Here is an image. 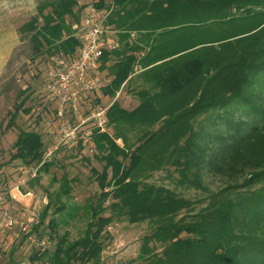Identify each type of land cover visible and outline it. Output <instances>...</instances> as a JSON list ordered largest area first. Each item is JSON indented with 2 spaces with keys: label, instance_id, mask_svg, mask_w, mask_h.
Listing matches in <instances>:
<instances>
[{
  "label": "trees",
  "instance_id": "1",
  "mask_svg": "<svg viewBox=\"0 0 264 264\" xmlns=\"http://www.w3.org/2000/svg\"><path fill=\"white\" fill-rule=\"evenodd\" d=\"M95 1L113 6L108 22L120 37L103 56L111 81L102 95L114 98L137 66L150 87L136 91L131 110L118 101L109 107L115 136L93 128L104 167L93 172L100 194L84 234L71 240L59 230L68 206L62 198L74 182L64 174L60 188L47 192L39 222L22 236V243L33 234L52 242L31 260L101 264L109 226L126 219L150 225L142 264H264V0ZM84 7L80 0H43L19 29L21 39L29 37L37 55L75 54L81 43L69 20L79 22ZM138 127L142 133L130 144L122 130ZM13 147L12 160L53 166L44 161L38 132L21 130ZM163 170L173 186L148 181ZM205 170L220 179L217 189L205 184ZM182 189L205 194L191 198Z\"/></svg>",
  "mask_w": 264,
  "mask_h": 264
},
{
  "label": "rangeland",
  "instance_id": "2",
  "mask_svg": "<svg viewBox=\"0 0 264 264\" xmlns=\"http://www.w3.org/2000/svg\"><path fill=\"white\" fill-rule=\"evenodd\" d=\"M89 1L80 0V4L85 7L80 13L79 22L69 20L73 35L78 33L76 27L82 24ZM42 2L43 0H10L9 12L0 20V30L10 31V41L3 44L0 42V195L6 196L9 200L12 195L16 197L12 203V212L19 222L14 229L5 228L0 233V264H15L24 259L32 262L31 256L38 249L51 245L48 236L40 240L36 234L22 243L25 232L21 230V225L25 223L30 229L39 222L40 214L48 203L47 192L52 193L60 188V179L64 174L74 182L69 197L62 198L68 206L59 230L61 233L69 232L71 240L84 234L90 218L89 206L95 204L100 194V187L93 172L94 169L102 172L104 167V163L97 158L99 152L89 132L98 124L103 127L100 132H107L112 136L116 134L115 129L107 125L105 115L96 114V118L90 120L88 124L72 119V113L68 112L64 118L59 117L58 101L51 99L47 86L55 71L57 57L65 54L37 55L30 38L25 35L21 39L19 31L37 15L38 6ZM109 26L114 30V25ZM112 33L117 49L120 44L119 33L116 30ZM135 38L136 34L133 39ZM139 69L137 66L136 70ZM143 77L139 73L134 75L114 98L107 99L101 92L95 97L93 95L94 98H88L87 104L82 106V112L95 114L100 111V107H106L115 101L126 109H133L139 103L136 91L142 87H150ZM28 95H31L30 99L19 111L15 123L10 125L16 106ZM98 98L101 99L100 102H97ZM27 109L30 111L26 112ZM159 127L160 124L156 128ZM72 129L75 135H66ZM21 130L35 131L42 135L45 142L44 161L53 163L49 170L43 168L39 170V166H27L19 160H12L15 152L13 144ZM122 132L129 137L130 144L135 141V135L142 133L139 127L134 132L127 129ZM117 143L123 146L121 139L117 140ZM173 169L170 168L171 171ZM37 178H40L39 181ZM203 180L212 190L221 185L220 179L207 170L203 173ZM148 181L173 186L168 171L164 170L151 173ZM182 191L191 198H200L205 194L197 189ZM27 192L31 195L24 197ZM108 230L111 238L105 242L101 264H142L138 257L143 237L150 231L149 223L130 224L126 219H122L113 222ZM13 248L17 250L11 255Z\"/></svg>",
  "mask_w": 264,
  "mask_h": 264
},
{
  "label": "built area",
  "instance_id": "3",
  "mask_svg": "<svg viewBox=\"0 0 264 264\" xmlns=\"http://www.w3.org/2000/svg\"><path fill=\"white\" fill-rule=\"evenodd\" d=\"M112 12L113 6L111 8H98L96 1L90 0L86 4L82 24L76 27L78 33H76L75 37L80 40V47L73 55L57 57L55 71L47 88L51 99L58 101V115L61 118H64L68 112L72 113V119H78L81 123L88 124L90 120L96 118V114L98 116L105 115L104 117L106 118L107 110L114 103L106 107H100V111L95 114L89 113L87 115L86 112H82V106L87 104L86 100L93 97V95L95 97L100 92L102 94L103 88L108 86L111 81L107 71L102 69V67L105 51H112L117 46L112 37V31L114 30L108 24ZM107 99L110 98L107 97ZM96 126L100 128V131L103 129L101 125L95 124ZM92 132L93 129L89 132L91 133L90 135H92ZM66 135L74 136V129L66 133ZM30 195L31 193L27 192L23 196L27 197ZM10 198L9 200L6 196L0 195V233L2 229L12 230L19 225L14 212H12V203L16 197L12 195ZM21 226L23 232H27L30 227L25 223H22ZM35 262L24 259L15 264H45L39 261Z\"/></svg>",
  "mask_w": 264,
  "mask_h": 264
},
{
  "label": "crops",
  "instance_id": "4",
  "mask_svg": "<svg viewBox=\"0 0 264 264\" xmlns=\"http://www.w3.org/2000/svg\"><path fill=\"white\" fill-rule=\"evenodd\" d=\"M18 7H19V5H18ZM9 9H10V0H0V20L3 19V17L8 14ZM133 35H134L133 36V38H134L135 34H133ZM9 41H10V31L8 29L5 31L0 30V42L3 44L4 42L8 43ZM6 48L8 50V46ZM143 71H144V69H142L140 67L139 70H136V74L137 73L142 74Z\"/></svg>",
  "mask_w": 264,
  "mask_h": 264
}]
</instances>
